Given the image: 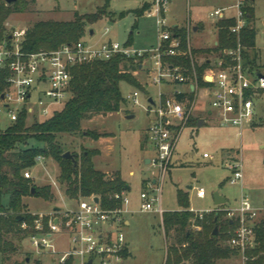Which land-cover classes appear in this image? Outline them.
Wrapping results in <instances>:
<instances>
[{
  "label": "rangeland",
  "instance_id": "obj_1",
  "mask_svg": "<svg viewBox=\"0 0 264 264\" xmlns=\"http://www.w3.org/2000/svg\"><path fill=\"white\" fill-rule=\"evenodd\" d=\"M107 0H36L30 3L24 12L12 14L5 24L4 36L12 34L16 30L26 31L36 22L55 20L72 21L75 12L80 14L94 13L99 7L104 6ZM154 0H109V11L116 13L129 12L124 18L111 20L103 18L88 29L94 30V35L88 32L85 37L91 45H102L105 42L125 44L132 34V49L135 51H150L158 44V28L156 16H148L146 13L138 17L134 11L141 8L144 2ZM174 0L169 6L167 13L168 23L178 20L184 24L189 15L192 19H202L211 23L209 17L211 11L217 8V0H202L200 7H195V0ZM255 8L253 26L256 29V48L250 51L251 59L255 58L257 67L254 74L264 75V0L251 1ZM137 25V27H136ZM108 29V31H106ZM191 46L195 41L191 38ZM149 55V54H148ZM147 56V63L143 71H133L134 76L144 87L138 89L127 82L121 83V91L125 102L119 113L96 114L82 121L80 132L62 133L58 135V142L65 152L81 157L86 150L93 148L102 151V157L97 158V167L100 169L110 166L119 169L121 177L130 186L128 192L133 201L134 210H138V200L144 188L143 182L153 183L157 179L162 182V202L166 212L182 210L178 201V192H186L189 197L190 207L195 214L218 212L227 209H235L240 206L243 197L248 198L253 207L259 210L258 223L264 220V95L259 99V112L251 127L245 126L242 135L238 127L220 126L209 120L205 125L198 126V117H208L209 107L207 103L198 100L193 113V124L185 127L179 137L173 158L163 179L160 169L153 163H147V159L156 158L153 143L144 140L145 132L149 126L152 114L146 112L148 97L158 100L162 91L166 98L173 91L166 92L163 86L156 85L153 81V62ZM144 59V60H145ZM148 68V69H147ZM132 72V71H131ZM163 85V84H162ZM138 93V102L135 104L128 96ZM35 98V95L34 97ZM64 105L60 106L61 110ZM134 116L127 118L126 116ZM43 118L28 115L27 124L42 121ZM11 122L8 111L0 108V131L10 126ZM96 132L105 138L94 140L87 132ZM36 143V142H32ZM208 154L211 158H205ZM102 161V163H101ZM241 161L243 164L244 177L241 181L231 183L233 171L229 165ZM104 162V163H103ZM173 169V170H172ZM31 180L38 186L50 185L54 198L45 200L41 197L29 196L24 200L25 212L27 213H50L55 206L62 209H71L75 206L73 201L66 195V184L61 182L60 167L53 158H47L43 164L32 167ZM133 171L134 175H130ZM171 171V172H170ZM116 170H109L107 177H113ZM61 182V183H60ZM157 183V184H158ZM148 184V183H147ZM191 187V188H190ZM203 188L206 196L200 198L197 189ZM215 193L225 198L226 204L215 205ZM8 198L4 199L7 206ZM137 207V208H136ZM50 211V212H49ZM209 211V212H208ZM131 220L130 226H124L123 230L129 243L130 256L119 264H166L167 239L165 236L163 221L158 213L135 212L127 216ZM160 229V230H159ZM16 246V251L8 254L6 264H59L53 262L46 252L37 250L29 237L24 239L8 236ZM56 245L65 249L69 246L67 234L59 235ZM28 259V263L24 260ZM3 255L0 253V264ZM220 264H245L243 255L232 256L219 262Z\"/></svg>",
  "mask_w": 264,
  "mask_h": 264
},
{
  "label": "built area",
  "instance_id": "obj_2",
  "mask_svg": "<svg viewBox=\"0 0 264 264\" xmlns=\"http://www.w3.org/2000/svg\"><path fill=\"white\" fill-rule=\"evenodd\" d=\"M171 2L154 0L146 11L148 16H156L158 28L159 44L150 51H135L131 46L111 41L95 46L83 38L56 50L25 53L22 43L27 31H14L8 40L0 42V77L5 75L6 82L5 90L0 88V108L8 111L11 122L17 121L24 111L43 119L50 117L71 98L72 69L75 66L94 60L108 61L116 55L130 58L149 54L153 62L154 83L162 86L166 82L174 86L170 97L165 99L161 91L158 100L154 104L149 102L146 108V112L154 117L147 130V138L153 143L157 155L150 162L159 167L162 179L168 172L181 132L193 116L199 98L207 103L213 122L220 126L238 127L242 135L243 128L251 127L257 117L258 102L264 95V75L254 74V70L246 65L245 47L241 42L242 30L247 26L245 8L251 0H230V4L210 12L209 17L217 25L227 19L235 21L230 32L237 36V45L222 52L216 68L203 75L202 83L196 74L185 75L179 67L163 64L164 56L191 54L190 36L188 50H183L179 37L174 35L175 27L168 23ZM137 97V92L128 96L139 104ZM204 157L211 158L208 154ZM43 160L42 156L36 159L37 163ZM229 168L233 171L231 183L243 179L241 161L229 165ZM24 176L31 178V172L27 170ZM157 183V180L154 184L149 183L141 191L138 212L163 214L162 182ZM197 195L204 198L206 191L198 188ZM72 201L75 206L71 209L32 213L36 217L35 233L29 237L32 245L37 250L47 249L51 259L59 264H65L69 259L73 264H88L90 260L92 264L122 262L123 253L127 251L123 228L127 216L133 213L128 192H114L109 197V204L97 195ZM225 211L227 218L236 223L228 244L243 255L246 264V251L257 245L259 210L243 197L239 207ZM199 215L202 217L203 213ZM45 218H49L47 227ZM22 227L26 228V224ZM64 233L69 237V246L61 249L55 241Z\"/></svg>",
  "mask_w": 264,
  "mask_h": 264
},
{
  "label": "trees",
  "instance_id": "obj_3",
  "mask_svg": "<svg viewBox=\"0 0 264 264\" xmlns=\"http://www.w3.org/2000/svg\"><path fill=\"white\" fill-rule=\"evenodd\" d=\"M36 0H18L7 4L0 0V42L9 39L4 36L5 24L14 13L24 12L30 3ZM252 1V0H251ZM151 7L144 4L134 13L141 17ZM247 26L242 30L241 42L245 47L244 58L250 70L257 67L256 59H251L250 51L256 46V29L253 26L255 11L252 3L246 8ZM129 12H121L116 16L109 11V0L94 13L80 14L75 12L72 21H39L34 23L26 32L22 43L25 53L41 50H56L65 45H73L85 38L90 32V26L103 18L122 19ZM235 23L233 19L218 23V45L213 49H192L191 54L178 56H164L163 64L169 67H179L185 75L194 76L202 83L205 70L209 63L199 64L197 57H209L213 53L222 55L225 49L237 45V36L230 32ZM174 35L179 37L181 48L188 50V28H174ZM132 45V34L127 42ZM126 57L116 55L108 61L94 60L75 66L72 69L71 98L61 110L55 111L50 117L42 121L27 124V112L19 115L5 130L0 131V253L3 255L2 264H6L8 254L15 252L16 246L8 236L24 239L35 233V216L25 212L24 198L31 195L45 200L54 198L50 185L38 187L24 173L37 165L40 156L53 158L60 167V179L66 184V195L71 198L101 196L105 204H109V197L114 192L126 189V182L116 173L113 177L95 168L93 158L98 154L96 150H86L75 160L64 157L66 153L58 142V135L62 133H77L81 130L82 121L96 114L118 112L125 102L121 91V83L144 90L142 84L134 76L133 71L139 69L140 64L147 57ZM132 71V72H131ZM0 88H6L5 75L0 77ZM181 100L182 96H178ZM192 96L190 100H192ZM191 117L188 125L193 124ZM187 125V126H188ZM94 140L103 135L87 132ZM32 142H36L35 144ZM33 189L35 191L33 192ZM8 198L7 206L4 199ZM178 201L182 207L180 211L164 212L163 226L167 239L166 264H220L232 256L239 255V251L228 244L235 228V222L228 219L226 211L204 213L202 217L190 210L188 195L178 192ZM18 217H22L18 220ZM49 218L44 219L47 227ZM26 224V228L22 225ZM217 230V233L215 231ZM257 245L246 251V264H264V220L256 226ZM124 258L127 251L123 253ZM24 263H28L25 258ZM41 264V261H36ZM65 264H73L69 259Z\"/></svg>",
  "mask_w": 264,
  "mask_h": 264
},
{
  "label": "crops",
  "instance_id": "obj_4",
  "mask_svg": "<svg viewBox=\"0 0 264 264\" xmlns=\"http://www.w3.org/2000/svg\"><path fill=\"white\" fill-rule=\"evenodd\" d=\"M172 1H174V0H172ZM218 1V6H217V8H219V7H223V6H226V5H228V4H230V0H217ZM254 1L255 0H252V2L254 3ZM202 2V0H195V7H198L199 5H200V3ZM150 4L151 5V1L150 2H144L143 3V5L144 4ZM189 4H190V11L189 12H191V0H190V2H189ZM142 5V6H143ZM253 5V4H252ZM141 6V7H142ZM200 7V6H199ZM254 7V6H253ZM254 11H255V8H254ZM116 14V13H115ZM119 15V14H118ZM171 25L172 26H174V27H176V28H182V27H185V28H188V32H189V36H190V42H191V38H193L194 39V41H195V46L193 47V46H191V48L192 49H213L216 45H217V43H218V26H217V24L215 23V22H211V23H206L204 20H202V19H195V20H193L192 19V17H191V15H189V18H188V20H186V22L184 23V24H182V23H180V21H178V20H176V21H174V22H172L171 23ZM136 27H137V25H136ZM94 35V34H93ZM92 36V35H91ZM87 41H89L88 39H86ZM190 45H191V43H190ZM96 46H97V44H96ZM256 48V47H255ZM218 58H219V55H217V54H215V53H213V55H211V56H209L208 58L207 57H203V56H199V57H197V61L199 62V64H202V63H204L205 61H208V63H209V66H208V68L205 70V73L204 74H206V73H209L212 69H215L216 68V64H217V61H218ZM147 63H149V64H151V62L150 61H148V59H145V60H143V62L140 64V66H139V69H138V72H141V71H143V69L144 68H146V66H147ZM148 69V68H147ZM137 71V70H136ZM136 71H134V72H136ZM163 87V89L165 88L166 89V92H170V91H173V89H174V86L172 85V84H169V83H166V82H164L163 83V85H162ZM152 98H149L148 97V103L150 102V100H151ZM202 99V98H201ZM153 100V103L152 104H154L155 102H156V100H154V99H152ZM202 100H204V99H202ZM205 101V100H204ZM151 103V102H150ZM121 111V110H120ZM116 113H119V111L118 112H116ZM150 115V114H149ZM194 116V115H193ZM193 116H192V118H193ZM127 118H133L134 116H126ZM199 119H198V123L200 122V120L202 119V120H204L205 121V124L209 121V120H211L210 119V116H209V113H208V117L206 116V115H200V116H197ZM153 119H154V117L152 116V118H151V122H150V124L152 123V121H153ZM150 124H149V126H150ZM204 124V125H205ZM149 126L147 127V129H146V132H145V137H144V140L146 141V142H148V138H147V130H148V128H149ZM101 138H105V137H101ZM99 140V139H98ZM93 150H96V151H98V154L93 158V161H94V165H95V168L97 169V170H99V171H101V172H104V173H106L107 174V172L109 171V170H116L117 171V174H119L120 176H121V172H120V170L119 169H115V168H111L110 166H106V165H108V164H105L104 166H105V168H103V169H100V168H98L97 167V163H96V161H97V158H100L101 159V157H102V151L100 150V149H97V148H93ZM175 156V155H174ZM46 160H47V158H44V160L42 161V163L41 164H43V163H45L46 162ZM101 163H102V161H101ZM104 163V162H103ZM147 163H150V159H147ZM40 163H37V165H39ZM173 170V169H172ZM171 172V171H170ZM130 175H134V172L133 171H131L130 172ZM156 180L157 179H154L153 180V183L152 184H154L155 182H156ZM126 182V181H125ZM127 183V182H126ZM147 183L149 184V183H151V182H148V181H145V182H143V185H144V188L146 187V185H147ZM143 188V189H144ZM191 188V187H190ZM127 192H129L130 190H131V186L127 183L126 184V189H125ZM185 194H187L186 192H184ZM128 195H129V193H128ZM188 195V194H187ZM129 197H130V195H129ZM26 198H28V197H26ZM26 198H24V200L26 199ZM30 198V197H29ZM189 198V197H188ZM71 199V198H70ZM130 199H131V209H132V211H133V213L132 214H134L135 212H138V210H134V206H133V201H132V198L130 197ZM72 200V199H71ZM139 203H140V196H139V200H138V208H139ZM56 207H58V206H55L54 207V209L53 210H51V211H55V208ZM136 207V208H137ZM162 207H163V202H162ZM60 208V207H59ZM61 209V208H60ZM190 210L192 211L193 209L190 207ZM163 211L164 212H166L165 210H164V208H163ZM178 211H180V210H178ZM195 211V210H194ZM50 212V211H49ZM164 212H163V214H164ZM163 214H160V216H161V218H162V221H163ZM126 226H130L131 225V220L129 219V218H127V221H126V224H125ZM160 230V229H159ZM127 239V238H126ZM130 251H129V243H128V240H127V256L124 258V260H126V259H128L129 258V256H130ZM52 260V259H51ZM53 261V260H52ZM54 262V261H53ZM57 263V262H56Z\"/></svg>",
  "mask_w": 264,
  "mask_h": 264
},
{
  "label": "water",
  "instance_id": "obj_5",
  "mask_svg": "<svg viewBox=\"0 0 264 264\" xmlns=\"http://www.w3.org/2000/svg\"><path fill=\"white\" fill-rule=\"evenodd\" d=\"M7 4H13V3H15V2H17L18 0H4ZM94 34V30L93 29H91L90 30V35H93ZM150 102L151 103H153V100L151 99L150 100ZM205 124V121L204 120H200V122L198 123V126H203ZM64 157L65 158H68V159H73V160H75V157H74V155L73 154H71L70 152H66L65 154H64ZM35 191V189H33V192ZM96 201H98V198H96L95 199ZM226 199L225 198H223V197H221L218 193H215V205L216 206H222V205H224V204H226ZM60 210V208L59 207H56L55 208V211L56 212H58ZM22 219V217H18V220H21ZM215 233H217V230L215 231ZM88 264H92V260H90L89 262H88Z\"/></svg>",
  "mask_w": 264,
  "mask_h": 264
}]
</instances>
